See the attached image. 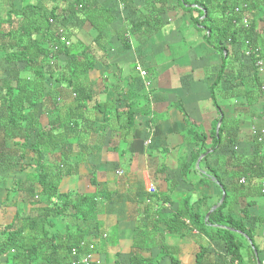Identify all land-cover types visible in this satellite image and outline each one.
<instances>
[{"label":"crops","instance_id":"obj_1","mask_svg":"<svg viewBox=\"0 0 264 264\" xmlns=\"http://www.w3.org/2000/svg\"><path fill=\"white\" fill-rule=\"evenodd\" d=\"M43 4L49 9L66 6L57 0H0V226L36 208L64 204L46 196L33 180L38 167L30 149L39 131L51 128L59 110L63 117L68 114L66 109L56 110L55 79L46 80L45 101L23 109L37 124L26 125L27 119L20 120L21 128L11 132L5 128L10 114L8 87L16 82L11 73L15 65L7 61L14 50L9 34L25 23L26 8L37 10ZM97 4L112 11L113 20L102 44L94 45L97 62L87 77L92 100L84 119L63 128L66 143L51 148L44 162L74 165L73 172L61 178L59 193L90 196L98 211L82 221L67 206L65 215L52 220L51 235L84 236L82 252L95 246L92 264H129L134 255L151 259L152 264H172V256L181 264H196L203 248L215 264H230L223 240H212L191 224V229L172 233L167 224L179 213L185 222L190 220L189 212L203 214L207 221V214L216 210L225 190L207 175L211 168L231 200H236L232 216L252 229L253 240L243 243L240 264H264V178L253 176L257 167L251 164L264 155V141H258L264 131V91L257 88L251 62L242 59L237 48L242 46L228 45L229 54H223L208 41L209 31L195 23L199 12L187 10L179 0H167L157 27L138 26L149 11L143 0L128 7L120 0H97ZM259 17L263 34L264 10ZM75 32L74 40L86 46L97 36L90 23ZM139 68L147 72L144 78ZM22 74L25 77L26 72ZM259 75L264 85V73ZM63 95L60 105L75 96L67 89ZM95 103L108 105L109 121L94 109ZM129 111L135 112L132 123L127 119ZM194 130L205 138L198 139ZM242 178L245 183H240ZM151 184L156 193H149ZM7 257L0 255V264H7Z\"/></svg>","mask_w":264,"mask_h":264},{"label":"trees","instance_id":"obj_2","mask_svg":"<svg viewBox=\"0 0 264 264\" xmlns=\"http://www.w3.org/2000/svg\"><path fill=\"white\" fill-rule=\"evenodd\" d=\"M57 1L65 3L66 6L59 9V6L56 5L49 9L43 4L37 10L34 6L26 8L23 13L25 23L20 26L18 31H12L9 34L12 40L11 49L14 50L8 54L7 61L15 65L11 73L15 76L16 82L8 87L10 114L5 128L7 132H11L23 127V125L19 126L20 120H27L29 115L24 114V107L26 105L35 106L41 99L44 100L47 78L55 79L53 94H55L56 110L60 107L66 109L68 114L63 117L59 110L57 119L51 122V128L41 129L36 142L30 149L35 153V163L38 167L37 176H34L33 180L41 184L46 196L63 200L64 204L36 208L30 215H17L11 224L0 226V255L8 256L7 264H70L73 248H78L80 254L85 253L82 252L84 236H80L78 233L77 235L69 233L66 234L67 236L51 235L50 228L54 227L52 220L65 215L69 205L76 210L75 217L82 221L92 219L98 211V204L90 196H71L59 193L61 178L73 172L74 165H68L64 161L61 166H55L46 164L44 160L46 153L51 148L66 143V133L63 132V128L68 123L77 125V121L86 116L85 109L88 107V102L92 100L90 89L87 86V77L97 62L94 45L99 47L102 44L105 31L111 24L113 15L112 11L100 8L97 0H74L71 3H66V0ZM120 1L126 7L134 3V0ZM143 2L146 8L148 6L149 11L142 19L140 18L138 26L142 24L159 26L161 24L159 16L164 12L167 0H143ZM179 2L187 10L196 9L199 12L198 16L194 18L195 23L209 31L208 41L223 51V54L225 52L229 54L228 45L242 46L237 48L242 50V59L251 62L257 76V88L262 92L261 76L254 65L255 58L246 56L244 52L248 48L245 42L250 41L252 46L261 47V56L264 58V33L262 34L258 29L257 23L260 13L264 10V0H179ZM190 5L198 7L192 9ZM237 7L242 8L239 14L235 11ZM29 11L31 16H28ZM243 15L248 18V26L242 23ZM202 17L204 19H201ZM85 23H90L97 31V36L90 46H86L79 40H74L75 29ZM123 41L128 46L127 37L123 38ZM228 57L227 55L226 61ZM224 65L227 64L224 63ZM23 72H26L25 77ZM27 74L30 75V78ZM66 89L75 96L72 102L60 105V101L64 97L63 92ZM94 109L104 113L106 120H110L111 115L107 111L108 105L95 103ZM134 113L133 111L127 113L128 122L132 123ZM26 122V125L38 123L35 118L28 119ZM221 130L220 128V138L217 141L219 143ZM194 131L198 139L205 138L203 134ZM251 164L257 167L253 176L264 178V155L253 159ZM209 169L207 175L211 179H216L223 186L226 192L225 200L207 221H205V215L189 212L191 226L198 232L205 233L212 240H223L230 256L229 263L240 264L243 259V243L247 241V238L253 240L252 229L251 227L247 228L242 220L239 221L232 216L231 206L236 200H231L232 196L223 185L218 173ZM262 195L264 196L263 191ZM151 214L149 212L148 216ZM167 224L172 233L178 232V228H189V225L183 220V213L172 215ZM157 225L154 224L156 230H158ZM214 226L217 227L208 230L209 227ZM152 263L153 260L138 255L132 256L129 262V264ZM115 264L121 263L116 261ZM172 264L181 263L176 256H172ZM196 264L215 263L207 257V250L203 248L197 256Z\"/></svg>","mask_w":264,"mask_h":264},{"label":"built area","instance_id":"obj_3","mask_svg":"<svg viewBox=\"0 0 264 264\" xmlns=\"http://www.w3.org/2000/svg\"><path fill=\"white\" fill-rule=\"evenodd\" d=\"M236 13H241L242 8L241 7H237L235 8ZM242 23L245 26H248V18L247 16L243 15L242 18ZM246 46H248L247 50L244 52V54L246 56H254L255 61H254V65L256 70L258 71L259 74H263L264 73V58L261 56V47L259 46H252L250 41H246L245 42ZM140 74L141 76L144 78L147 75V72L141 68H139ZM150 83L146 82V86H149ZM261 90L264 91V85H262ZM258 141L260 143H262L264 141V131L261 132V134L258 137ZM148 143L150 144L151 141H148ZM246 179L242 178L240 180V183H245ZM261 188L262 191L264 192V180L261 183ZM149 193H156L157 189L156 186L154 184H151L148 188ZM186 224L190 225L191 222L190 220H186ZM89 251L85 252L84 254H80V250L78 248H73L72 250V256H71V260H70V264H92V251L95 249L94 245H89Z\"/></svg>","mask_w":264,"mask_h":264},{"label":"water","instance_id":"obj_4","mask_svg":"<svg viewBox=\"0 0 264 264\" xmlns=\"http://www.w3.org/2000/svg\"><path fill=\"white\" fill-rule=\"evenodd\" d=\"M225 196H226V194H225V192L223 191V196H222V199H221L219 205H221V204L224 202V200H225ZM219 205L216 206V209L218 208ZM214 209H215V208H214ZM213 211H214V210H213ZM213 211H211L210 213L207 214V216H206V220L209 219V217H210V215L213 213Z\"/></svg>","mask_w":264,"mask_h":264}]
</instances>
